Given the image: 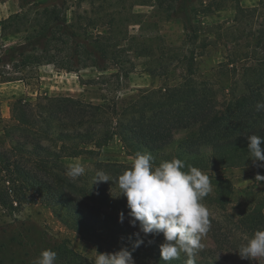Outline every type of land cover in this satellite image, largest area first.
Here are the masks:
<instances>
[{
  "label": "trees",
  "instance_id": "1",
  "mask_svg": "<svg viewBox=\"0 0 264 264\" xmlns=\"http://www.w3.org/2000/svg\"><path fill=\"white\" fill-rule=\"evenodd\" d=\"M22 1L24 5L30 3ZM191 1L154 0L167 15L181 16L184 20L187 47L182 63L186 69L179 81L143 91L139 96L142 99L131 103L126 111L119 112L118 102H115L112 112L122 115L114 121L104 119L103 105L85 102L79 97H38V112L30 103L15 101L12 114L22 137L10 150L0 151V204L4 209L13 214L28 200L40 202L55 208L63 222L83 236L94 234L110 240L118 250L127 247L132 251V242L137 238L134 234L139 229L129 223L127 199H113L98 188H88L80 182L81 177L71 179L67 175L70 166L62 161L64 157L98 154L118 136L134 158L137 153H150L154 166L180 159L186 164L185 171L187 165H191L208 174L212 192L201 203L223 210L232 203L234 184L230 176L218 171L249 167L253 179L257 174L264 175V167L254 164L248 152L250 135L264 138V110L256 108L257 103H264V23L256 45L260 55L255 61L244 62L243 74L238 73L237 54H229L226 61L220 63L221 67L239 74L246 87L240 95H225L222 101L213 84L198 81L196 77V42L200 33L193 20V14L197 13L190 6ZM65 2L53 1L25 28L22 27L25 20L22 14L2 20L1 32L26 33L22 42L1 50L0 65L15 64L18 60L23 64L43 61L68 71L99 67L97 53L100 57L108 56L109 44L93 41V50H89L81 41L80 26L68 21ZM220 6L216 4L214 8ZM200 10L213 9L209 4ZM114 62L119 64L118 59ZM116 74L119 78V72ZM180 129L194 130L196 142L175 153L162 151L156 139ZM261 147L264 148V140ZM242 206L236 217H209L212 228L221 225L219 219H226L233 236L221 240V236L214 235L213 255L198 252L196 264H226L219 257L230 259L232 264H254L255 260L242 259L238 250L244 245L242 236L248 240L257 230H264V188L246 189ZM121 212L125 216L123 222L119 219ZM140 238L144 243L132 251L133 259L142 264L148 261L165 264L160 255L163 234L144 236L141 233ZM58 251L64 258L72 252L65 243L58 246ZM186 260V254L181 253L179 259L169 264H185Z\"/></svg>",
  "mask_w": 264,
  "mask_h": 264
},
{
  "label": "rangeland",
  "instance_id": "2",
  "mask_svg": "<svg viewBox=\"0 0 264 264\" xmlns=\"http://www.w3.org/2000/svg\"><path fill=\"white\" fill-rule=\"evenodd\" d=\"M29 1L24 5L22 0H0V28L2 20L16 13L25 17L22 22L25 28L40 17L44 7L61 0ZM65 1L67 19L80 26L81 41L89 50H93V41L109 44V54L100 57L97 53L99 67L88 66L78 71H68L43 61L23 64L17 60L15 64L0 65V151L10 150L22 137L12 114L17 100H21L19 104L30 103L38 112V97H79L85 102L103 105L104 119L114 121L122 115L112 112L115 102H118L119 112L129 110L131 103L142 99L139 96L143 91L177 83L186 69L182 63L187 47L184 20L181 16L167 15L154 0ZM208 3L213 10L202 12L200 9ZM216 4L221 6L214 8ZM190 6L197 13L193 14V20L200 33L196 42L198 81L213 84L222 101L225 95H240L246 91L239 78V74L244 73V62L255 61L260 55V48L256 45L264 23V0H192ZM25 33L0 31V56L3 48L22 42ZM115 43L118 45L116 49ZM117 49L119 53H115ZM231 53L238 55L239 74L220 66ZM114 56L119 60L118 65L114 64ZM118 72L119 78L115 75ZM195 138L194 130L180 129L157 138L156 143L162 145V151L175 153L188 144H194ZM133 160V155L118 136L98 154L62 159L68 166L82 165L85 173L80 176V182L88 188H98L103 195L113 199H126L120 195L117 181L119 175L131 169ZM110 163L121 166L112 167ZM99 170L110 176L109 182L93 184ZM218 172L232 179L233 200L227 210L205 205L210 217H236L243 207L245 190L264 188V181L253 179L249 167L225 168ZM54 209L28 200L18 211L10 214L0 204V264H32L46 249L57 253L56 264H94L97 253L119 251L108 239L94 234L83 236L73 230ZM219 221L221 225L216 224L213 228L210 222V230L202 239L204 248L200 252L203 255H213L216 249L214 235L218 234L224 240L233 232L226 219ZM241 240L245 244L247 238L242 236ZM62 243L72 250L65 258L58 251ZM220 258L223 263H234L226 257ZM252 263L264 264V258H257ZM134 264L142 263L134 260ZM147 264L156 262L148 261Z\"/></svg>",
  "mask_w": 264,
  "mask_h": 264
},
{
  "label": "clouds",
  "instance_id": "3",
  "mask_svg": "<svg viewBox=\"0 0 264 264\" xmlns=\"http://www.w3.org/2000/svg\"><path fill=\"white\" fill-rule=\"evenodd\" d=\"M258 111L264 110V103H257ZM249 153L251 160L259 167H264V138L250 135ZM150 153H137L130 170L118 177L120 195L127 199L130 210L129 223L138 227L137 237L132 242V251L140 247L144 236L163 234L164 243L160 245V255L165 264L179 259L181 253L186 254L185 264H196V255L203 250L202 239L210 230V213L201 203L204 197L212 192V184L208 174L197 167L187 165L180 159H173L153 165ZM85 173L80 164L69 167L67 175L75 180ZM110 176L99 170L93 178V184L109 182ZM257 182L264 181V175L257 174ZM120 222L125 219L119 214ZM127 247L114 253H97L94 264H134V259ZM238 253L242 259L255 260L264 258V230H257L254 235L241 246ZM57 253L43 250L32 264H56Z\"/></svg>",
  "mask_w": 264,
  "mask_h": 264
}]
</instances>
